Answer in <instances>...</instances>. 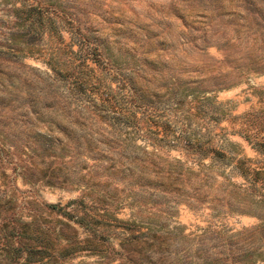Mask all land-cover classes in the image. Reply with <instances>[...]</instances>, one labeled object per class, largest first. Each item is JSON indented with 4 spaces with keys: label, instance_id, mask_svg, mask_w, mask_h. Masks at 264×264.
<instances>
[{
    "label": "rangeland",
    "instance_id": "1",
    "mask_svg": "<svg viewBox=\"0 0 264 264\" xmlns=\"http://www.w3.org/2000/svg\"><path fill=\"white\" fill-rule=\"evenodd\" d=\"M78 34L139 130L50 69ZM0 264H264V0H0Z\"/></svg>",
    "mask_w": 264,
    "mask_h": 264
},
{
    "label": "trees",
    "instance_id": "2",
    "mask_svg": "<svg viewBox=\"0 0 264 264\" xmlns=\"http://www.w3.org/2000/svg\"><path fill=\"white\" fill-rule=\"evenodd\" d=\"M51 26L53 27V25ZM77 37L79 47L77 50L68 51L70 55V58H67L68 60L65 57L54 58V56L49 55L48 63L51 64L50 69L55 72L56 76L64 80L69 77L71 92L89 98L90 102H92L93 110L99 112V115L101 113H105V115L111 113V117L117 122H121L122 126L129 127L132 130H139V122H146L145 119L148 120L149 117L144 115V111H140L141 114L137 115L136 109L154 107L151 97L146 96L144 93H139L132 77L125 76L119 66H116V69L111 68L115 64L118 65V58L114 53L101 50L100 46L87 35L78 34ZM60 39L62 40V37ZM63 53L65 56L67 52ZM108 73L113 75L112 78H119L118 82L123 83L120 89L126 87L127 93L120 94L119 90L115 92H113L114 89L111 90V82L106 80ZM91 93H96L100 96V103L90 98ZM105 103L109 104L108 107ZM52 122L55 123V121ZM53 139L50 135L45 141L40 143L38 141V147L34 150V152H37V149L39 150L40 153L36 154V156L41 155L43 157L45 172L49 176H55L57 171H61L62 166L60 164L63 162L60 154L56 152V147L52 144ZM63 149L64 147L61 148V150ZM73 250L74 248L64 250L60 252V255H67Z\"/></svg>",
    "mask_w": 264,
    "mask_h": 264
}]
</instances>
